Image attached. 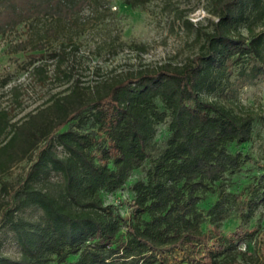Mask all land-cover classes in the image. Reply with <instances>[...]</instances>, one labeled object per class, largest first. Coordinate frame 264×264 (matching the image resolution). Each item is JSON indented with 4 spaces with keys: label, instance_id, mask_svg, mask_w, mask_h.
<instances>
[{
    "label": "trees",
    "instance_id": "trees-1",
    "mask_svg": "<svg viewBox=\"0 0 264 264\" xmlns=\"http://www.w3.org/2000/svg\"><path fill=\"white\" fill-rule=\"evenodd\" d=\"M89 2L0 0V34L41 18L52 33ZM211 2L210 29L183 62L74 77L16 120L0 108V235L9 232L18 250L1 252L0 237V264H151L161 251L202 244L200 258L183 264L251 258L239 244L252 237L247 225L264 203V166L252 169L245 147L254 117L206 95L264 77V0ZM38 30L12 51L43 48ZM33 52L30 72L44 80ZM68 53L62 43L48 56L69 80ZM23 161L22 173L6 176ZM139 168L123 209L104 201Z\"/></svg>",
    "mask_w": 264,
    "mask_h": 264
},
{
    "label": "rangeland",
    "instance_id": "rangeland-1",
    "mask_svg": "<svg viewBox=\"0 0 264 264\" xmlns=\"http://www.w3.org/2000/svg\"><path fill=\"white\" fill-rule=\"evenodd\" d=\"M211 8V0H149L137 6L124 4L123 0H92L83 6L72 23L61 24L52 33H44L51 22L41 18L0 34V108L6 109L11 120H16L68 85L74 77L88 81L114 69H134L142 64L166 61L183 62L199 51L204 32L210 29V20L214 18L209 12ZM35 29H39L43 48L12 51L13 43L27 38ZM62 43L69 52L62 65L72 69L69 80L61 72L53 71L54 60L48 56ZM31 51L39 57L36 63H45L48 77L44 80L30 72ZM13 85L17 86V95L10 89ZM206 96L233 106L237 112L253 114L252 133L245 147L252 159L251 168L264 166V77L237 86L235 92L228 90ZM157 127L156 140L161 145L167 134V122ZM26 166L25 161L20 162L6 176H17ZM142 174V168L134 170L125 186L115 194H107L104 201L123 209L120 200L128 197L127 185ZM24 215L36 214L26 211ZM247 226L253 235L246 244L239 245L251 258L239 259V262L264 264V203L253 210ZM0 237L3 240L1 252L16 256L18 250L10 233ZM196 250L188 246L164 250L157 253L151 264H183L191 258L199 259L204 245H197Z\"/></svg>",
    "mask_w": 264,
    "mask_h": 264
}]
</instances>
